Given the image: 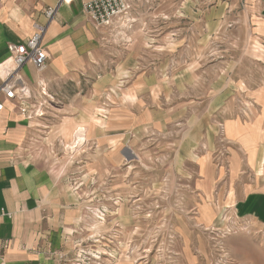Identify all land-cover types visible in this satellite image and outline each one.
<instances>
[{
    "label": "rangeland",
    "instance_id": "obj_1",
    "mask_svg": "<svg viewBox=\"0 0 264 264\" xmlns=\"http://www.w3.org/2000/svg\"><path fill=\"white\" fill-rule=\"evenodd\" d=\"M252 1L129 0L107 26L87 16L97 32L92 66L42 103L46 143L33 136L24 146L64 178L77 223L67 232L79 236L84 262L264 264V221L228 208L207 224L195 187L197 156L216 147L220 116L239 103L233 86L264 82ZM66 116L105 140L70 149L51 131L68 126Z\"/></svg>",
    "mask_w": 264,
    "mask_h": 264
},
{
    "label": "crops",
    "instance_id": "obj_2",
    "mask_svg": "<svg viewBox=\"0 0 264 264\" xmlns=\"http://www.w3.org/2000/svg\"><path fill=\"white\" fill-rule=\"evenodd\" d=\"M86 1L0 0V63L9 56V42H22L37 26L43 28L41 45L47 54L46 66L37 70L26 62L17 70L31 94L27 101L29 112L33 111V102H47L41 87L46 94L60 99L66 81H77L92 66L98 50L97 32L83 10ZM47 7L55 8L50 19L44 13ZM252 13L253 33L264 43V0L252 1ZM5 65H0V70L4 71ZM3 77L0 75V84ZM251 82L233 86L231 91L236 92L239 103L227 105L220 116L216 147L204 144V153L197 156L200 161L195 160V187L201 200L197 209L207 224L213 221L216 209L264 221V82ZM0 100L4 103L0 112V264L84 261L88 257L78 248L79 236H69L67 232L77 223L76 210L66 205L64 178L24 152L33 136L40 137L43 143L51 135L49 132L43 137L39 128L45 126L44 115L48 112L28 117L15 100L2 93ZM64 118L70 124L59 121L51 131L56 134L54 139L69 138V148L78 124L85 129L82 145L94 139L105 140L103 135L95 137L90 123L77 117ZM114 142L110 139L111 152L117 145ZM213 150L218 152L217 161L213 160ZM208 214L212 219H207Z\"/></svg>",
    "mask_w": 264,
    "mask_h": 264
},
{
    "label": "built area",
    "instance_id": "obj_3",
    "mask_svg": "<svg viewBox=\"0 0 264 264\" xmlns=\"http://www.w3.org/2000/svg\"><path fill=\"white\" fill-rule=\"evenodd\" d=\"M129 0H87L83 4V10L86 15L98 26H107L111 22L125 14L128 10ZM55 12V8L47 7L45 9V15L48 19L52 17ZM43 35V28L37 26L35 31L30 37L22 42H9L7 44V49L11 64L4 66V77L0 84V93L10 100H15L18 109L22 113H26V116H37L42 114L40 111L42 103L38 108L33 111H28L30 106L28 105V100L31 99V94L28 88L24 85L22 78L17 74L18 68H20L24 63L30 62L37 70H42L47 63V54L45 49L41 45V39ZM6 63V58L0 63L4 65ZM41 93L52 98L51 95L44 92V88L41 87ZM4 107V103L0 100V112ZM88 264V262L77 261V264Z\"/></svg>",
    "mask_w": 264,
    "mask_h": 264
},
{
    "label": "bare ground",
    "instance_id": "obj_4",
    "mask_svg": "<svg viewBox=\"0 0 264 264\" xmlns=\"http://www.w3.org/2000/svg\"><path fill=\"white\" fill-rule=\"evenodd\" d=\"M6 62H7L8 64H11V63H10V59H7V58H6ZM4 65H5V64H4ZM0 75H4V72H0ZM84 131H85V129H84V127H82V126H79V127L77 128V130L75 131V134H74V140H73L74 142H72L73 145H71V148H70V149H73L74 147L77 148V146L82 145V143H83L84 140H85ZM74 151H75V150H74Z\"/></svg>",
    "mask_w": 264,
    "mask_h": 264
}]
</instances>
